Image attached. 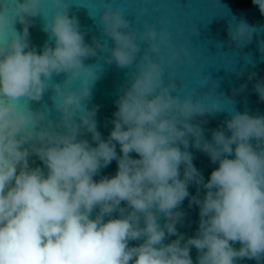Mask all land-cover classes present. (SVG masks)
<instances>
[{
    "label": "clouds",
    "instance_id": "1",
    "mask_svg": "<svg viewBox=\"0 0 264 264\" xmlns=\"http://www.w3.org/2000/svg\"><path fill=\"white\" fill-rule=\"evenodd\" d=\"M252 2L264 15V0ZM10 4L0 3V264H193L192 247L196 264L245 258L262 264L264 115L232 109L223 126L211 130V141L206 139L205 129L193 121L224 109L206 106L198 95L177 94L182 85L174 65L181 54L190 56L183 44L173 43L164 18L145 22L140 31L124 9L101 2L98 30L107 40L93 36L88 44L78 18L70 15L72 0ZM37 16L53 42L46 41L40 52L29 45L30 18ZM233 20L228 34L237 48L260 32ZM259 50L264 53V40ZM101 54L104 63L128 70L106 139L97 129V107L88 108L99 73L95 64H85ZM75 81L79 89L72 88ZM209 85L218 87L208 76L200 81V88ZM49 90L52 109H34L31 102ZM254 91L264 101V80ZM87 134L95 146L83 138ZM190 146L219 165L207 181L192 162ZM32 155L46 173L29 166ZM113 160L115 175L95 180ZM193 183L198 193L205 189L202 198L190 196ZM185 198L199 207L200 217L196 234L187 238L176 227L185 216L179 210ZM166 235L176 239L165 243ZM237 242L239 248L233 246Z\"/></svg>",
    "mask_w": 264,
    "mask_h": 264
},
{
    "label": "water",
    "instance_id": "2",
    "mask_svg": "<svg viewBox=\"0 0 264 264\" xmlns=\"http://www.w3.org/2000/svg\"><path fill=\"white\" fill-rule=\"evenodd\" d=\"M101 2L111 3L113 7L124 9L126 17L131 21L134 28L142 31L144 23H156L164 18L169 21V31L174 44H183L189 52L190 60L184 58L181 54L180 61L174 65L176 77L182 87L178 90V95L188 97L198 95L202 97L206 106L217 103L223 111H218L214 116L205 115L196 117L193 123H200L205 129V138L211 141L212 131L223 126L224 121L230 118V113L235 111H247L252 115H264V101H261L254 91V85L257 81L264 80V53L259 50V42L264 40V15H261L257 5L252 0H72L70 15H75L80 23L81 30L86 33L85 42L92 43V37L96 36L105 42L106 37L99 33L98 16ZM0 3H9L10 0H0ZM96 17L97 23L90 17ZM241 19L250 26L258 28L259 34H253V40L250 44H245L242 48H237L228 34L229 22L234 23ZM29 25V45L35 47L40 52L48 35L42 30L43 21L41 17H32ZM18 31H22V25L15 23ZM4 39L0 36V42ZM109 44L111 41L108 42ZM222 45V46H221ZM54 46V45H53ZM143 50V49H142ZM106 54V53H105ZM253 62V64H246ZM86 65H94V71L99 73V79L92 87V98L88 101V108L97 107L96 122L97 129L103 138L109 136L113 125L111 123L113 113L117 111L115 100L119 90L127 80V69H119L113 63L108 65L103 62V54L97 57L89 58L85 61ZM254 65V66H253ZM244 69L243 75H239ZM171 69H168L170 71ZM255 72L256 76L249 80L250 73ZM218 83V87L212 89L211 85L200 88V81L206 77ZM63 74L54 76L56 82L63 80ZM241 85L247 87L240 91ZM73 89H79V81L72 84ZM51 90L46 92L43 99L39 102H31L34 109H52L50 96ZM198 97H193L195 100ZM26 101H21L25 103ZM51 117L58 119L59 115L54 110L51 111ZM230 134V133H229ZM83 138L88 139L93 146L95 142L91 139V134ZM234 147V146H233ZM193 156L194 166L202 173L204 180L207 181L213 169L217 168L218 163H212L209 156L199 150L189 147ZM120 149L117 145V153ZM137 158L135 153H131ZM229 158H234V153ZM29 166L32 168L41 167L42 162L32 155L29 157ZM45 173H46V169ZM117 171L115 160L107 167L102 168L99 175L94 177L99 180L101 176H113ZM183 175V165H181V177ZM190 196L203 197L205 189L202 187L197 191V185L190 184L188 187ZM121 206L124 204L122 202ZM180 211L185 213L182 223L176 225L177 231L182 233L185 238L196 234L199 227V207L193 204L189 206V198H185L180 205ZM98 211V210H97ZM95 212L93 213V218ZM119 213L114 212L113 217H118ZM107 219V218H106ZM164 218H159V223L163 226ZM141 226L143 224L141 223ZM176 239L175 236H167L165 243ZM142 241H130V246H136ZM239 248L237 242L233 245ZM190 256L193 264H196L198 252L195 247L190 250ZM237 264H257L255 260L247 258L238 260ZM264 264V261H262Z\"/></svg>",
    "mask_w": 264,
    "mask_h": 264
}]
</instances>
